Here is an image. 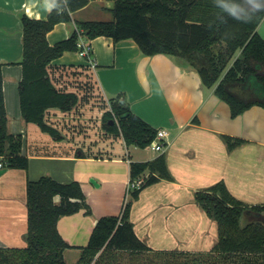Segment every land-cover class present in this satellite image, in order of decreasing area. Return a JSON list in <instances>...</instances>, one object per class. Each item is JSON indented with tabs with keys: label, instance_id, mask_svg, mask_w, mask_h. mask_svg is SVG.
<instances>
[{
	"label": "crops",
	"instance_id": "crops-1",
	"mask_svg": "<svg viewBox=\"0 0 264 264\" xmlns=\"http://www.w3.org/2000/svg\"><path fill=\"white\" fill-rule=\"evenodd\" d=\"M53 1L57 0H0V64L8 129L21 136L22 155L28 159L27 169L21 170L8 168L0 157V247L26 246L28 180L48 176L59 183L78 182L91 214L81 211L57 223L59 234L71 246L63 252L65 263L70 258L71 264H77L98 219L120 215L130 163L152 161L164 154L173 181L145 188L132 203L130 221L135 234L156 252L204 251L209 245L211 249L217 243V224L197 206L195 193L223 182L244 204H264V108L254 106L232 118L229 106L212 90L202 88L193 68L162 54L141 56L131 39L115 43L98 37L90 42L89 58L66 52L51 62L52 83L83 99L78 86L86 79L107 105L109 99L126 94L135 115L155 130L167 132V147L160 153L127 146L120 136L99 129V117L95 125L88 123L92 108L74 117L78 106L67 113L47 111L46 123L61 136L53 139L21 115L18 84L22 70L17 65L22 59L21 16L45 20ZM96 1L75 12L68 24H57L47 35L49 45L69 38L76 23L112 21L113 1L98 0L105 3L106 20H98L103 11L93 7ZM263 22L264 18L258 31ZM223 135L245 143L230 151Z\"/></svg>",
	"mask_w": 264,
	"mask_h": 264
},
{
	"label": "trees",
	"instance_id": "trees-1",
	"mask_svg": "<svg viewBox=\"0 0 264 264\" xmlns=\"http://www.w3.org/2000/svg\"><path fill=\"white\" fill-rule=\"evenodd\" d=\"M93 1H53L54 7L45 20L21 16L22 59L17 65L21 66L22 78L18 96L26 123L59 139V133L46 123L47 111L67 113L82 101L76 93L57 89L48 72L49 64L66 52L81 53L77 30L87 45L98 37H109L115 43L131 39L141 56L162 54L193 68L202 88L212 90L225 102L232 118L254 106L264 108V96L248 87L253 79L264 86V39L257 32L264 18V0H106L114 3L112 21L76 23L69 38L49 45L48 33L57 24L71 22L75 12ZM230 9H235V15ZM2 66L0 157L8 168L26 170L28 159L22 155V138L8 129ZM102 129L120 136L127 146L140 149L148 148L157 135V130L131 111L124 93L109 99ZM222 139L230 151L245 143L227 135ZM142 177L143 184L130 191L120 215L98 219L77 264H165L170 257L185 254L177 250L156 252L136 236L130 221L132 203L145 188L173 181L164 154L152 161L130 163V181ZM26 188V246L0 247V264H66L63 252L71 246L59 234L57 223L81 211L91 214L81 185L59 183L45 176L28 180ZM195 202L217 224V243L208 253H196L184 262L168 264H264V204H244L230 194L223 182L196 192Z\"/></svg>",
	"mask_w": 264,
	"mask_h": 264
},
{
	"label": "rangeland",
	"instance_id": "rangeland-1",
	"mask_svg": "<svg viewBox=\"0 0 264 264\" xmlns=\"http://www.w3.org/2000/svg\"><path fill=\"white\" fill-rule=\"evenodd\" d=\"M104 5H105V3H103L102 1H98V0L95 3H93V7L103 11L101 14H99V17H97V18H100L98 20H106V19H104V18H106L105 17L106 14H104L105 10L103 9ZM257 31H258V29H257ZM258 32H259V35L263 38L264 37V22L260 26ZM72 83L77 84L79 82H72ZM248 87L250 89H254V91L257 95L264 96V86L261 85L255 79H253V81L249 83ZM78 88L83 91L84 97H83L82 101L79 103L76 112H74V117L78 118L81 110H83L84 108L90 107V109L92 108L93 114L91 116H89L88 123L90 125H93V124L95 125V123H97V120L99 117L100 121L98 123H99V127H101L102 126L103 113L108 110L107 109L108 105H107L106 101L103 99V97L101 96L100 93H98L95 89L91 88V86L88 85V82H86V79H84V81L82 83H80ZM99 129L102 130V127ZM210 246L211 245H209L207 247L208 249L204 250V251H185V252L182 251L183 253H185L187 255H185V254L179 255L178 254L176 258L170 257L169 259H167V262L165 260V264H168V262L169 263H175L177 261L178 262H184L188 259L187 257H192L196 253H208L211 250ZM68 264H71L70 258H68Z\"/></svg>",
	"mask_w": 264,
	"mask_h": 264
},
{
	"label": "built area",
	"instance_id": "built-area-1",
	"mask_svg": "<svg viewBox=\"0 0 264 264\" xmlns=\"http://www.w3.org/2000/svg\"><path fill=\"white\" fill-rule=\"evenodd\" d=\"M77 33L79 35V46L81 47L82 51H81V55L85 58H89L90 56V47L89 45H87V43L84 41L83 37H82V33L80 31L77 30ZM167 132L165 130H158L157 131V135L155 140L151 143V145L149 146L150 149H152L153 151L156 152H160V153H164L167 144L165 143V138H166ZM0 167H3V164L0 163ZM144 178H139L137 180L134 181H130L129 179V183L127 185V196L129 195L130 191L135 190V189H139L141 187V185L143 184Z\"/></svg>",
	"mask_w": 264,
	"mask_h": 264
},
{
	"label": "water",
	"instance_id": "water-1",
	"mask_svg": "<svg viewBox=\"0 0 264 264\" xmlns=\"http://www.w3.org/2000/svg\"><path fill=\"white\" fill-rule=\"evenodd\" d=\"M253 2H254V3H260L261 0H253ZM125 116H126V115H123L122 117H125ZM90 182H91L93 185L98 186V185L96 184V182H95L93 179H91Z\"/></svg>",
	"mask_w": 264,
	"mask_h": 264
},
{
	"label": "clouds",
	"instance_id": "clouds-1",
	"mask_svg": "<svg viewBox=\"0 0 264 264\" xmlns=\"http://www.w3.org/2000/svg\"><path fill=\"white\" fill-rule=\"evenodd\" d=\"M233 15H235V9H230Z\"/></svg>",
	"mask_w": 264,
	"mask_h": 264
}]
</instances>
